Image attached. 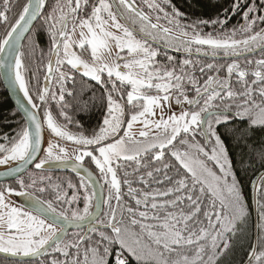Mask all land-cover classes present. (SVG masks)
Returning a JSON list of instances; mask_svg holds the SVG:
<instances>
[{
  "label": "snow or ice",
  "instance_id": "obj_1",
  "mask_svg": "<svg viewBox=\"0 0 264 264\" xmlns=\"http://www.w3.org/2000/svg\"><path fill=\"white\" fill-rule=\"evenodd\" d=\"M41 16L49 47L37 59ZM0 30V76L27 101L14 134H0L3 175L15 177L0 185V264H227L251 209L219 128L246 121L239 139L264 129V0L208 18L172 0H0ZM97 107L88 132L74 116ZM250 152L264 168V144ZM257 179L242 264H264V172Z\"/></svg>",
  "mask_w": 264,
  "mask_h": 264
},
{
  "label": "trees",
  "instance_id": "obj_2",
  "mask_svg": "<svg viewBox=\"0 0 264 264\" xmlns=\"http://www.w3.org/2000/svg\"><path fill=\"white\" fill-rule=\"evenodd\" d=\"M193 3L195 5L196 4L199 5V14L202 16H207L209 13L212 12V10L209 11V9H207L203 5L202 1L198 2L197 0H193ZM222 5L224 6V3L215 4L216 14L219 12V8H221ZM39 25H40V19L39 21H37V23L35 24V26L31 31L32 34L31 38L34 39L36 43H37L36 29ZM0 34H2V30H0ZM45 38L46 37L43 33L39 35L40 47L36 51L37 59L40 56V49H43L46 52L43 45ZM23 44L25 45V51L27 53L29 51L27 47L28 40H25ZM26 62L29 64L30 69L34 67L30 55ZM29 77H31V72H29ZM233 79H235V77ZM13 112L16 111L13 108L11 102L9 101L8 96L5 93L0 81V134L8 133L9 135H13L14 131L18 128V120L20 118V115L16 112L17 115L13 116L12 115ZM102 112L103 109L97 107L94 108L89 113L76 114L74 116V119H77L84 126V128L89 129L97 126ZM234 129L247 130L248 129L247 122L240 121L239 119L232 120L228 123V125H221L219 128V132L229 151L230 158L233 160L234 167L237 171L238 177L242 182L243 193L251 209V221L248 225L249 238L242 240L241 243H238L235 248V251L227 257V264H242V262L246 261L247 259V254L251 243L254 242L255 228L257 223V213L254 206L255 205L254 191L251 187V181L256 180L257 183H259V180L257 178L262 172H264V168H261L259 163H256L254 165L255 168L254 170L253 166L249 165L248 160L251 155L250 148L251 147L259 148L261 144H264V129H260L257 127L251 131H245V135L247 137L246 139H239L238 136H234L233 135ZM242 160L244 161V163H241ZM51 175H53L54 178L56 177H59L61 179L72 178L73 182H77L75 176L63 175V174L62 175L51 174ZM69 195H71V190H69ZM45 198H51V197L45 194ZM47 259L48 257L39 258L31 261V264H41V260H47ZM7 262L8 264H24L25 261H7ZM133 264H135L134 261Z\"/></svg>",
  "mask_w": 264,
  "mask_h": 264
},
{
  "label": "flooded vegetation",
  "instance_id": "obj_3",
  "mask_svg": "<svg viewBox=\"0 0 264 264\" xmlns=\"http://www.w3.org/2000/svg\"><path fill=\"white\" fill-rule=\"evenodd\" d=\"M198 2L202 1L203 5L209 9V11L212 10L211 13H209L207 16H202L199 14V5L198 4H194L193 3V0H172V2L175 4V6L182 12L188 14L189 17H192V18H196V17H202V18H208V17H215L217 14L215 13V4L216 3H224V6L222 5L221 8H219V12H222V10L226 7L230 8L231 6V2L232 0H197ZM51 2V0H50ZM40 25L37 27L36 29V36H37V44L39 45L40 44V40H39V35L40 34H44L45 35V41H44V48L45 50L47 51V48L49 47V42H48V36L46 34V32L43 30V28L41 27L42 23H43V17L41 16L40 18ZM39 21V20H38ZM241 20H240V16L239 15H236V16H231L230 19H229V23H228V27H232V26H235L236 24L240 23ZM209 29H205V31H208ZM40 47V45H39ZM79 51V50H78ZM169 54L175 56L177 58V62H179V60L183 59L184 58V54L183 53H175V52H170ZM84 57L85 58H88L90 53H83ZM158 59H162V57L158 58ZM208 62H211V61H208ZM197 75L199 76L200 74L197 73ZM221 75L223 76L224 73L221 72ZM41 79H42V75H41ZM91 83H94V82H91ZM102 116H103V112L101 113L100 115V119H99V123L101 122L102 120ZM74 120H77V119H74ZM96 127H92V128H84L86 131L88 132H91V130L95 129ZM72 130L73 131H76L75 127L73 126L72 127ZM47 139H48V134L47 132L45 133V146H46V142H47ZM85 166L86 167H89L90 169L94 170V166L93 165H89L87 163V160L85 162ZM55 166L51 167V168H54ZM50 174H55V175H70V176H74V175H71V174H68V173H63V172H55V171H50ZM76 177V180L78 182V177ZM11 184H13V186H15V181L13 182H10ZM3 184H6V183H3ZM2 185V184H0ZM12 200L19 203L22 201V198H19V197H12ZM25 206L27 207V204H25ZM81 207H82V203H81ZM73 231H69V233H71ZM0 259H3L2 257H0ZM7 261H14V260H7Z\"/></svg>",
  "mask_w": 264,
  "mask_h": 264
},
{
  "label": "water",
  "instance_id": "obj_4",
  "mask_svg": "<svg viewBox=\"0 0 264 264\" xmlns=\"http://www.w3.org/2000/svg\"><path fill=\"white\" fill-rule=\"evenodd\" d=\"M39 18L40 17H38L37 20L33 21V25L34 26L37 23V21L39 20ZM32 29H31V31H32ZM26 35H28V34H26ZM24 41H22V43H24ZM0 81H1L2 87H3L4 91H5V93L7 94L8 99L11 102L13 108L15 109V111L21 117L23 115V112H22V110L20 108V105L23 104V105L27 106V101L24 100L22 93H20L16 88L12 87L3 78V76H0ZM28 167L31 168L32 166L29 165ZM4 171H5V168L4 169H0V184L10 183V182L15 181V177H6V176H4L3 175ZM50 171L63 172V173H68V174L77 176L76 173L72 172L70 168L54 167V168H51ZM18 175L23 176L25 174L24 173H18ZM69 231H74V229H69ZM0 257L4 258L3 254H0ZM6 259L7 260H14V261H28L29 260V258H12V257H8Z\"/></svg>",
  "mask_w": 264,
  "mask_h": 264
},
{
  "label": "bare ground",
  "instance_id": "obj_5",
  "mask_svg": "<svg viewBox=\"0 0 264 264\" xmlns=\"http://www.w3.org/2000/svg\"><path fill=\"white\" fill-rule=\"evenodd\" d=\"M0 169H4V167L3 166H0Z\"/></svg>",
  "mask_w": 264,
  "mask_h": 264
},
{
  "label": "rangeland",
  "instance_id": "obj_6",
  "mask_svg": "<svg viewBox=\"0 0 264 264\" xmlns=\"http://www.w3.org/2000/svg\"><path fill=\"white\" fill-rule=\"evenodd\" d=\"M137 127H139V126H137Z\"/></svg>",
  "mask_w": 264,
  "mask_h": 264
}]
</instances>
